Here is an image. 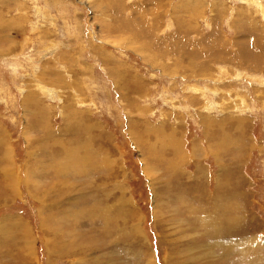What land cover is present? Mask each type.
<instances>
[{"label":"rangeland","instance_id":"1","mask_svg":"<svg viewBox=\"0 0 264 264\" xmlns=\"http://www.w3.org/2000/svg\"><path fill=\"white\" fill-rule=\"evenodd\" d=\"M0 264H264V0H0Z\"/></svg>","mask_w":264,"mask_h":264},{"label":"bare ground","instance_id":"2","mask_svg":"<svg viewBox=\"0 0 264 264\" xmlns=\"http://www.w3.org/2000/svg\"><path fill=\"white\" fill-rule=\"evenodd\" d=\"M255 63V62H254ZM83 166V165H82ZM183 185V184H182ZM182 188V187H181ZM198 188V187H197ZM103 200V199H102ZM200 202V201H199ZM101 207V206H100ZM208 221V220H207ZM205 223H207V222H205Z\"/></svg>","mask_w":264,"mask_h":264}]
</instances>
